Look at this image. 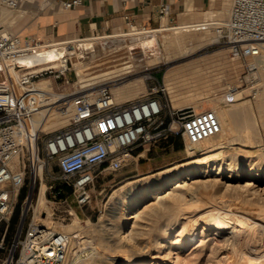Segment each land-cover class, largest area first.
Instances as JSON below:
<instances>
[{
  "label": "built area",
  "instance_id": "obj_1",
  "mask_svg": "<svg viewBox=\"0 0 264 264\" xmlns=\"http://www.w3.org/2000/svg\"><path fill=\"white\" fill-rule=\"evenodd\" d=\"M81 2L0 0V15L18 9L22 3H38L41 8L57 3L60 9L68 10ZM159 13L167 16L169 5L162 4ZM208 25L217 34L216 44L234 57H252L259 62L253 67L246 65L248 70H264V0H231L227 18H211L205 24ZM97 36L104 35L87 38ZM80 39L85 38L47 41L22 37L5 30L0 23V227L4 226L5 231L19 199L23 202L12 249L4 264L74 263L71 233L51 230L33 220L23 230V219L42 181L46 184L45 196L48 192L50 199L60 200L68 192L82 207L91 202L97 174L121 170L140 147L176 137L182 138L186 147V143L196 144L221 132L211 108H174L163 78L149 76L151 82L143 93L123 101H117L112 92V86L122 78L100 82L90 90L71 89L75 81L66 74L74 71L77 77L72 66L76 57L70 53ZM49 47L55 52L52 60L46 58ZM25 60L29 63L25 64ZM10 70L16 73L15 78ZM41 79H47L49 86L36 87ZM253 80L255 76L244 80L251 84V98L260 92ZM239 88L227 87L226 104L236 100ZM67 107H71V116L65 125L50 131L40 128L50 112Z\"/></svg>",
  "mask_w": 264,
  "mask_h": 264
},
{
  "label": "rangeland",
  "instance_id": "obj_2",
  "mask_svg": "<svg viewBox=\"0 0 264 264\" xmlns=\"http://www.w3.org/2000/svg\"><path fill=\"white\" fill-rule=\"evenodd\" d=\"M4 13L11 15L12 18L16 14L15 11H4ZM211 18L222 20L226 19V17L220 14ZM165 25L174 26L175 24L165 19L163 26ZM12 26L14 25L5 27L8 31H11L9 27ZM130 28L131 27L129 26L125 31L131 32ZM134 29H142V27L136 26ZM171 33V30L156 32V39L150 42L151 45L149 48L151 49V52H154V54L158 56V63L144 67L143 57L137 53L136 59L134 60V69L131 72H127L124 75L116 77L106 75L101 78H95L90 82H93L92 85L95 86L96 84L106 80L122 78L117 81L118 83H121L138 75H146L143 79V85L140 86V91L143 93L146 85L151 82L149 76L163 78L166 70L172 66H180L184 69L183 71L187 73L186 76L179 77L178 80H181L184 77H192L190 80L198 79L197 81L199 83V81H202V78L205 77L206 86L204 87L207 88L208 94L205 98H202L199 101L198 99L194 100V103L197 102L196 104H202V109L211 108L215 111L216 115H220L226 130L221 137L218 135L216 137V135H214L199 143L201 146L209 145L215 141L214 137H216L218 141H227L229 146L226 147V149L224 148L226 152L219 156L224 169L222 170V173L220 171L219 175L216 174L215 171L210 172V170L205 168V171L200 172L198 176H194L195 178L192 177L191 179L185 180V185H188L187 187L185 186L186 189L184 188L186 198L183 197L184 199L181 201L182 203L174 209L175 211L173 216H170L167 212H162L159 216H155L156 214H153L154 212L151 211L152 207L155 208L163 206V204L168 200V196H166L167 198L163 197V200L162 198L159 199L160 201L157 199H151L149 196H145L140 199L137 207H140V215H142L136 217L135 222L136 225L139 223L137 227L145 226V233L141 236L135 237V241L137 242L133 246H131L132 244L130 242H122L123 244L125 243L124 247L127 249L131 248L129 251V257L135 262L145 261L148 263L150 261V257L157 254L158 257L154 260H156L158 264H244L243 262L246 260V255L254 256L256 255L257 250L262 251L260 253L261 257L264 255V243H262L264 242V70H248L246 65H249L250 67L256 65L253 60L254 58L234 57L228 49L216 44L215 40L217 38V34L213 28L211 30L204 29L200 31H193L190 34H185L184 45H186L188 50H190V53L180 56L182 48L185 46H175L171 49L174 58L172 60L165 61L164 56L166 49L164 48L165 45L162 41V36L168 34L171 35ZM119 38H113V42H111L113 47L130 45L126 48L129 49V47H132L134 51H138V46L134 45L137 41L134 42V40H129V38H132L131 36ZM212 38L214 39L212 43L195 50L200 42L203 43ZM44 40H55V38H44ZM96 52L100 53L98 47H96ZM76 60V58L72 59V66L73 61L75 62ZM200 67L204 68L203 72L206 71V73L198 74V72L200 73L202 71L199 69ZM96 75H98V73ZM254 76L255 80H253L252 84H256L259 87L260 92L255 98H251L248 96L251 84H246L244 80L251 79ZM66 77L69 80H78V74L77 77H75L74 71L67 72ZM183 82V80L177 82V92L185 90V86L181 84ZM230 85L240 86L238 89L240 92L236 96L237 99L234 102L226 104L224 102V92ZM204 87L202 84H198L196 91L202 90ZM86 88L87 86L83 87L81 84L76 82L72 83L71 86V89L73 90H84ZM199 97H202V95H197V98ZM183 99L178 98L176 101H181ZM181 104L179 103L178 107L192 106L196 111L201 110L194 104ZM187 144L188 143H186V145ZM143 150H146V154L144 156H137V153L139 154ZM133 156V158H129V163L121 170L117 172L104 171L97 174L94 186L91 189V202L85 206L78 207L72 197L67 194L68 192H66V196L62 197L60 200H52L48 197V192L46 193L45 197L48 201L47 206L51 212L49 218L53 225H58L60 223V225H66L70 223L74 217L70 211H73L81 220L80 225L82 230L80 229V231L83 235H86L84 236V240L86 241L82 239L83 237H79V239L77 238V242L75 244L77 247L75 249H77L78 255L75 257L74 262L77 259H84L85 264H91L98 257L120 259V256H118L120 253L117 252V250L111 245L112 242L119 239V235H113V233L111 234L115 240H110L109 246V242L104 241L105 239L103 238L106 235V231L104 232V230L100 229L102 227L100 225L102 223L99 219L100 216L106 215L109 207L118 199L123 191L129 189L131 185L144 181L145 178L143 177L171 167L177 163H184L200 157L199 154H194V156L189 157L188 153L185 151L184 141L180 137L168 138L160 140L154 145H145L143 148L140 147V149L135 150ZM226 163L231 165L229 170L227 169L228 166H226ZM211 167L212 166L209 168ZM143 170L148 171L141 173ZM250 170L256 172L257 177L249 180L248 172ZM127 180H135V182L123 189H118L113 195V198L110 199V195L113 190L115 188L117 189L122 181ZM247 182H250V184L246 185ZM64 198L66 201H64ZM35 199L36 197L34 198L33 203L35 202ZM161 201H163V203H161ZM183 202L185 203L183 204ZM22 203V200L19 199L16 204V215L13 224L9 222L6 231L4 226L0 227V238L5 231L4 239L2 242L0 241V264H4L5 258L12 249V241L21 218ZM130 209H133V206ZM210 210L213 211L212 214H227L228 217L230 216L231 219L233 218V222L238 220V218L241 219L242 217H246L248 220H254L256 226L252 227L253 229L250 226H247L246 228L248 230L243 228L241 234L238 235L239 237H236V244L233 246L231 251L230 248L228 250L223 246L217 247L216 244L213 243L215 242L213 241L214 238L218 237V240L221 242L224 241V238H227L226 232L228 230L224 229L215 231L210 227V222L208 221L210 215H212L210 213L212 211ZM43 212L44 213H41L40 215L45 217L47 215V211L44 210ZM33 215V206H31L26 217L23 219V230L26 229L29 222L32 220L34 222L36 221ZM160 215L162 217H160ZM87 218L90 219L92 224H84L83 220ZM174 219L176 221H174ZM134 220L135 219H133V221ZM168 220H172V222L168 226L167 231L160 234L159 243L163 241L164 244L165 241L169 242L166 243V247L164 246L165 248L163 246L159 247L161 244L158 243L155 245V243H152L154 242L152 239H154L155 233L160 232L158 228L164 226ZM105 222H107V220H103V223ZM151 225L154 226L152 227ZM83 229H85V231ZM99 229L101 231H99ZM51 230H54V228L52 227ZM85 232H88V235L91 234V237H87ZM81 233L79 236H83ZM102 233L105 235L103 234L100 239ZM184 239L187 240V243L185 244L182 243ZM87 240H89V243ZM98 243H100V245ZM240 243H242V245ZM138 245H140V248H138ZM141 247H143L144 251H142L143 249H141ZM234 249L236 251H233ZM261 259L262 264H264V257Z\"/></svg>",
  "mask_w": 264,
  "mask_h": 264
},
{
  "label": "bare ground",
  "instance_id": "obj_3",
  "mask_svg": "<svg viewBox=\"0 0 264 264\" xmlns=\"http://www.w3.org/2000/svg\"><path fill=\"white\" fill-rule=\"evenodd\" d=\"M219 20L224 21V19L223 20L219 19ZM206 23H207V19H206V21H202V23L201 22L200 23H189V24L186 23V24H179V25H174V26L165 25V26H162L160 28H154V29H148V28L147 29L146 28L145 29H134L135 27H131V32L130 31L129 32H123V31L118 32L117 31L115 33H112L111 35H104V36H97V37H92V38H85V39L76 40L74 42L75 47H74V49H72V51L70 53V54H74V56L77 59L75 62L73 61V68L76 70V72L78 74V77H77L78 80L75 82L81 84V86H83V87L87 86L86 89H90V88H93L97 85L96 84L95 86H93L92 85L93 82H90L91 80H94L95 78H99V77L101 78V77L106 76V75H110L111 77L112 76L116 77V76L124 75L127 72H131L134 69V64H135L134 60L136 59L137 53L142 55L144 67L145 66L146 67L151 66V65L158 63L159 62L158 56L156 54H154V52H151V49L149 48V46L151 45L150 42H152L153 40L156 39L155 38L156 32H159L162 30H171L172 31L171 35L168 34V35L162 36L163 37L162 41L165 45L164 48L166 49L165 56H164L165 61H169V60H172L174 58L172 55L171 49H172V47H175V46H185L182 48L180 56H184L186 54H189L190 50H188L186 45H184L185 44L184 35L188 34V33L190 34L193 31L204 30L203 28L211 30L212 25L205 26ZM5 30H7V29L5 28ZM127 36L132 37V38H129V40H134V42L137 41L136 43H134V45L138 46L137 47L138 51H134L132 47H129V49H127L126 47L130 46V45H126V46L121 45V46H114L113 47V45L111 44V42H113L112 41L113 38H119V37L121 38V37H127ZM209 40L206 42H203V43L198 41L200 43L198 44V46L196 47L195 50L200 49L203 46L208 45L214 41L213 38L209 39ZM96 47L99 48L100 53L96 52ZM54 56H55V52L53 51V49H51V47H49V49L46 51V58H48L49 60H52L54 58ZM253 60H254L255 64L259 63V62H257V60H255V59H253ZM24 63L28 64L29 61L25 60ZM199 69L202 71L200 73L197 71L198 74L206 73V71L203 72L204 68L200 67ZM183 70L184 69L180 66H172V67H169L164 74V77H163L164 80L163 81H164V84L166 86L168 95L170 94L169 97H171L170 98L171 104L174 108H176V107L179 108L178 107L179 103L180 104L182 103L185 105L194 104L197 107H199L200 109H202L203 105L202 104H196L197 102L194 103V100L198 99V101H199L200 99L205 98V96L208 94L207 88L204 87V86H206V79H205V77H203L202 81H199V83H198V81H197L198 79H191L190 80V78H192V77H190V78L184 77L181 79L184 81L181 84H183L185 86L184 87L185 90L177 92V85H178L177 82L181 81V80H178L179 77H183V76L187 75V73H185ZM97 73H98V75H96ZM10 74L12 77L15 78L16 73L14 71L10 70ZM145 77H146V75H138V76L133 77L131 79H127L121 83L113 85L112 86V92H113L115 99L117 101H123V100H127V99L137 97L139 94H141L140 86L143 85V79ZM48 84H49V82L47 79H41L35 83V86L40 87V88H46L49 86ZM198 84H202V86L204 88L202 90L196 91ZM82 90L83 89H76V92L82 91ZM239 92L240 91H238L235 94V98L239 94ZM197 95H202V97L197 98ZM178 98H182V99L185 98V99H183L181 101H176ZM70 116H71V107L64 108L63 110L52 111L41 122L40 128L42 130L50 131L52 129L61 127L68 122ZM217 117H218V120L221 124L222 129H221L220 133L216 134V137H217V135L219 137H221L224 134V131L226 129L224 127L223 120H222L221 116L217 114ZM216 137H214L215 141L213 143L206 145V146H201V144L199 142L196 144H192V145L191 144L186 145L185 151L188 153L189 157L194 156V154H199L200 157H198L194 160H191V161L184 162V163H177L171 167H168V168L160 170L156 173H152L150 175H147V176L143 177V178H145L144 181H142L141 183L135 184V185H131L129 189H127L126 191H123L120 194L118 199L116 201H114V203L109 207L106 215L100 216V218H99L100 222H102L100 224L102 226L100 229L104 230V232L106 231V233H105L106 235L104 233H102L100 236V239L102 238V236L104 234L105 235V237H103L105 239L104 241L109 242L110 240L113 239L114 234L119 235L118 236L119 239L118 240L113 239L115 241L112 242L111 245L113 246V248H115L117 250V252L120 253V255H118V256H120V259L119 258L118 259H115V258L110 259V257H108V258L98 257L91 264H158L157 261L154 260L155 258L157 259V257H158L157 254L152 255L150 257V261L148 263H146L145 261H138V262L132 261L131 260L132 258L129 257V251L131 250V248L127 249L126 247H124L125 243L123 244V242L126 241V242H130L132 244L131 246H133L137 242V241H135V237L141 236L145 233V228H144L145 226L144 227L143 226L137 227V225L139 223L136 225V222H135L136 217H138L140 215V210H139L140 207L139 208L137 207V205L139 204V200L144 198L145 196H149L151 199H157V200L162 198V200H163V197L168 196V198L166 197L168 200L163 204V206H159V207H155V208L152 207L151 211L154 212L153 214H156L155 216H157V215L159 216V214H161L162 212H167L168 214H170V216H173L174 211H175L174 209L182 203L181 201L184 199L183 197H185V191H184V188L186 186L185 180L191 179L194 176H198L200 172L205 171V168L210 170V172L215 171L216 174H219L220 171L222 173L224 166H223L222 162H220L221 158H219V156L222 155L224 152H226L225 149L229 145H228L227 141H218V139ZM145 154H146V150H143L140 152V156H144ZM133 157L134 156H132V158ZM226 164H227L226 166H228L227 169L229 170L231 168V165L229 163H226ZM210 166H212V167L209 168ZM248 176H249L248 179L250 180L252 178L257 177V174L253 170H250L248 172ZM133 182H135V180L122 181L120 183L119 187L117 189L115 188L113 190V192L110 195V199L113 198V195L115 194V192H117L118 189L119 190L123 189L126 186H129L130 184H132ZM247 184H250V182H247L246 185ZM45 188H46V184L42 181L40 186H39L38 196L35 199V202L32 203L33 212H34L33 216H34V219H36L35 222L39 223L43 226H47L48 228H51V229L53 227L54 231L71 233L72 234L71 249H72V252H73L74 258H75L78 255V253H77L78 251H77V249H75L77 247L75 245L77 242V238L79 239V237L80 238L83 237L82 239L84 240V236H86V235H83L80 231L81 220L78 216L75 215V213L73 211H70L71 214L74 215V217L72 218V221L70 223H68L66 225H60L61 223L58 225H53L51 223L50 218H49V215L51 214V212L49 210V207L47 206L48 201L44 195ZM164 200H165V198H164ZM186 201H187V199H186ZM109 202H110V200H109ZM29 203H30V200H27V205ZM161 203H163V201H161ZM184 203L185 202H183V204ZM132 206H133V209H130ZM148 208H150V207H148ZM184 209H185V207H184ZM229 209H231V208H229ZM44 210L47 211V215L45 217L40 215L41 212H43ZM212 210H210V211H212ZM148 212H150V211H148ZM179 212H180V209H179ZM210 213L212 214L213 211ZM165 215H166V213H165ZM148 217H149V215H148ZM160 217H162V216L160 215ZM196 217H198V216H196ZM155 218H157V217H155ZM203 218H205V217H203ZM133 219H135V220L133 221ZM149 219H150V217H149ZM205 219H207V218H205ZM232 219L230 218V216L228 217L227 214L222 215L219 213V214L210 215L209 220H208L210 222V224H209L210 227L212 229H214L215 231L216 230H224V229L228 230L226 232L227 238L226 239L224 238V241L221 242L220 240L217 239L218 237L214 238V240L213 239L212 240L215 241L213 243H215L217 247L223 246V247L227 248L228 250L230 248V251L232 250L233 246L236 244L235 243L236 237L239 234H241L243 228L248 230L246 228L247 226H250L251 228L256 226L254 220H248L246 217H242L241 219L238 218V220H236L234 222L232 221ZM103 220H107V222L103 223ZM147 221H149V220H147ZM174 221H176V220L174 219ZM83 222L85 225L92 224V222L90 221L89 218L84 219ZM144 222H145V220H144ZM171 222H172V220L171 221L168 220V222L166 224H164V226L158 228V230L160 231L159 233L158 232L155 233V231H154L155 237L152 236V237H154V239H152L154 242H152V243H155V245L159 243V236H161L160 234H162L163 232L165 233L167 231L168 226L170 225ZM148 224H146V225H148ZM153 224H155V223H153ZM100 229H99V231H101ZM202 229H203V226H202ZM83 230L85 231V229H83ZM94 230H95V228H94ZM84 231H82V232H84ZM94 232H97V231H94ZM80 233L83 236H79ZM112 233H113V235H111ZM247 233H245V234H247ZM146 235H148V234H146ZM95 236H97V235H95ZM87 237L90 238L91 234L90 235L87 234ZM240 237H241V235H240ZM89 238H87V239H89ZM89 240H87V242ZM80 241H81V239H80ZM84 241H86V240H84ZM99 241H101V240H99ZM163 242L159 243V244H161L159 247H162V246L166 247V243H168L169 241L168 242L165 241V244ZM96 243H97V240H96ZM100 243H98V244L100 245ZM182 243L183 244L187 243V240L184 239V241ZM242 243H240V244L242 245ZM262 243H264V242H262ZM238 244H239V242H238ZM92 245H94V244H92ZM109 246H110V242H109ZM138 246H139L138 248H140V245H138ZM144 246H146V245H144ZM148 246H150V245H148ZM152 246H153V244H152ZM143 247H141V249H143ZM238 247H239V245H238ZM247 248H249V247H247ZM248 250H250V249H248ZM142 251H144V249ZM215 251H216V249H215ZM233 251H236V250L234 249ZM257 251H256V255H254V256L246 255V260L243 263L244 264H262L261 258L264 257V255H262V257H261L260 253L262 251H258V252ZM111 256H116V255H111ZM159 257H160V255H159ZM73 264H85L84 259H77Z\"/></svg>",
  "mask_w": 264,
  "mask_h": 264
},
{
  "label": "crops",
  "instance_id": "obj_4",
  "mask_svg": "<svg viewBox=\"0 0 264 264\" xmlns=\"http://www.w3.org/2000/svg\"><path fill=\"white\" fill-rule=\"evenodd\" d=\"M164 3L169 5L167 16L159 13ZM230 4L231 0H82L75 8L64 10L57 3L44 8L38 3H22L13 10L16 12L13 18L2 14L0 23L4 27L14 25L9 32L22 37L87 38L95 34L111 35L120 29L126 32L129 25L160 28L165 19L179 25L202 23L217 14L227 18Z\"/></svg>",
  "mask_w": 264,
  "mask_h": 264
},
{
  "label": "trees",
  "instance_id": "obj_5",
  "mask_svg": "<svg viewBox=\"0 0 264 264\" xmlns=\"http://www.w3.org/2000/svg\"><path fill=\"white\" fill-rule=\"evenodd\" d=\"M15 215H16V210L14 211L11 219H10V223L13 224L14 220H15Z\"/></svg>",
  "mask_w": 264,
  "mask_h": 264
}]
</instances>
